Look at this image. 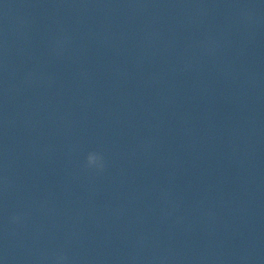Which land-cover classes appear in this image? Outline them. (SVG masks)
I'll return each instance as SVG.
<instances>
[{
    "label": "clouds",
    "instance_id": "9594fccd",
    "mask_svg": "<svg viewBox=\"0 0 264 264\" xmlns=\"http://www.w3.org/2000/svg\"><path fill=\"white\" fill-rule=\"evenodd\" d=\"M85 166L89 169H94L98 171H103L105 168V161L101 154L97 152H90L86 156ZM23 220L22 215H13L11 217V223L18 224ZM66 257L60 254L55 258V264H65Z\"/></svg>",
    "mask_w": 264,
    "mask_h": 264
}]
</instances>
